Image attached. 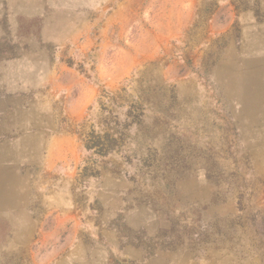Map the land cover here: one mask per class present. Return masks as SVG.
Instances as JSON below:
<instances>
[{
	"label": "rangeland",
	"instance_id": "1",
	"mask_svg": "<svg viewBox=\"0 0 264 264\" xmlns=\"http://www.w3.org/2000/svg\"><path fill=\"white\" fill-rule=\"evenodd\" d=\"M0 264H264V0H0Z\"/></svg>",
	"mask_w": 264,
	"mask_h": 264
},
{
	"label": "trees",
	"instance_id": "2",
	"mask_svg": "<svg viewBox=\"0 0 264 264\" xmlns=\"http://www.w3.org/2000/svg\"><path fill=\"white\" fill-rule=\"evenodd\" d=\"M114 140L111 139L109 136H107L106 138V142H102L101 144H96L94 142L91 143V145L89 146H86L87 149H91V148H95L96 150V153H99V152H103V151H106L108 148V146L112 145L111 143H113ZM110 149V148H109Z\"/></svg>",
	"mask_w": 264,
	"mask_h": 264
}]
</instances>
